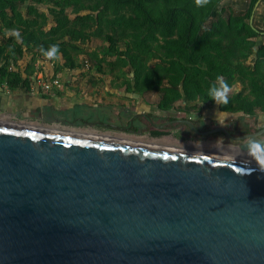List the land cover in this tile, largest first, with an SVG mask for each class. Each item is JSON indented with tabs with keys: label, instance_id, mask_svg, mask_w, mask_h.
<instances>
[{
	"label": "water",
	"instance_id": "1",
	"mask_svg": "<svg viewBox=\"0 0 264 264\" xmlns=\"http://www.w3.org/2000/svg\"><path fill=\"white\" fill-rule=\"evenodd\" d=\"M260 134L228 155L0 120V264H264Z\"/></svg>",
	"mask_w": 264,
	"mask_h": 264
},
{
	"label": "trees",
	"instance_id": "2",
	"mask_svg": "<svg viewBox=\"0 0 264 264\" xmlns=\"http://www.w3.org/2000/svg\"><path fill=\"white\" fill-rule=\"evenodd\" d=\"M224 1L197 7L195 0H0V80L25 84L8 71L15 56L34 60L44 56L41 48L56 44L65 64L71 63V51H83L96 38L105 44L101 53L110 58L105 61L110 74L126 67L130 77L124 84L139 93H160L161 109L182 98L212 101L207 89L221 76L230 89L241 86L227 104L218 105L221 111H264V33L254 65L244 63L250 39L258 36L248 21L262 0H246L242 12L221 6Z\"/></svg>",
	"mask_w": 264,
	"mask_h": 264
},
{
	"label": "crops",
	"instance_id": "3",
	"mask_svg": "<svg viewBox=\"0 0 264 264\" xmlns=\"http://www.w3.org/2000/svg\"><path fill=\"white\" fill-rule=\"evenodd\" d=\"M224 2L221 6L225 5L229 10L242 12L248 8L246 0H225ZM263 17L264 0L256 3L248 21L258 35L249 38L253 46L244 60L245 65L251 67L255 63V53L263 44ZM49 27L47 24L44 29L48 30ZM104 46L103 42L94 38L81 47L83 51H77L75 57L71 56L74 61L66 64L60 53L51 59L38 56L33 60L28 54L22 57L15 56L13 63L8 66V71L16 72L26 82L11 86L6 81L0 80V120L68 129L69 121L72 119L103 121L104 118L111 116L110 113L121 110L120 106L124 105L125 100L128 99L124 89H110L109 68L106 67L105 71L100 65L101 69L98 70L91 63L90 54L103 51ZM98 56L101 54L99 53ZM91 69L95 71L90 72ZM54 77L59 78L60 88L53 89V92L49 93L42 92L38 83L49 81ZM233 86V88L241 89L238 83ZM133 94L138 97L135 93ZM112 106H115L116 110H113Z\"/></svg>",
	"mask_w": 264,
	"mask_h": 264
},
{
	"label": "flooded vegetation",
	"instance_id": "4",
	"mask_svg": "<svg viewBox=\"0 0 264 264\" xmlns=\"http://www.w3.org/2000/svg\"><path fill=\"white\" fill-rule=\"evenodd\" d=\"M235 94H237V92H229L228 96L233 97ZM157 110L164 109L157 107ZM218 112L225 113V120L218 124L215 119H208L205 118V116L201 117L196 115V113L193 114L195 115L194 117H192V113L186 114L182 117H173L168 116L167 113L161 115L156 110H149L148 112L140 111L133 115H131L130 112L127 113V111L119 110L110 113L111 116L104 118L103 121L100 119L93 121H78L77 119H72L69 121V125L72 127L85 125L87 127L86 123L93 124V126L88 127H100L103 131H110L112 134L116 133V135H108L127 140L135 139L119 136V134L140 136L146 134L149 137L148 140H140L145 143H157L156 141H161V139L167 137H171V139L176 141L196 139L207 140L213 138L218 139L221 142L219 146L225 151L223 154L228 155L244 154L239 148V144L244 141V139H240L241 137L261 132L258 137L264 138V123H259L255 120V117L262 115L264 111L242 114L239 112L227 113L218 108ZM233 114L239 115L234 116Z\"/></svg>",
	"mask_w": 264,
	"mask_h": 264
},
{
	"label": "rangeland",
	"instance_id": "5",
	"mask_svg": "<svg viewBox=\"0 0 264 264\" xmlns=\"http://www.w3.org/2000/svg\"><path fill=\"white\" fill-rule=\"evenodd\" d=\"M224 4L226 5L225 2ZM21 11L25 13L26 8L23 7ZM262 24L261 26H263ZM94 43L100 44L97 41H94ZM97 50L100 51L101 49H97ZM71 53L72 55H76L77 51L73 50L71 51ZM99 53L101 54V56H98ZM99 53H97V57H95L94 54H90V58L92 60L91 63L95 67L97 63L99 62L100 65H102L104 70L106 71L107 66H106L105 61H110V58L109 57L104 58V55H102L101 51ZM99 57H100V60L98 61ZM249 62H252V60H249ZM119 68H120L119 69L120 71H113V72L111 71L112 73L109 75L111 79V87L109 86L108 87L110 89H124L125 94H127L128 99H126L124 102V105L120 106L119 108L122 111H127V113L130 112L131 115H133L134 113L136 112L139 113L140 111L148 112L149 110H156L161 115L162 114L164 115L167 113L168 116H173V117H182L189 113H192V117H194L195 115L193 114L196 113V115L201 116V117L205 116V118H208V119L209 118L215 119L217 124L220 122L222 123L225 120V113L218 112V108H217L218 105L215 104L213 101H209V100L205 102L203 101L198 102V101H193V100L190 101V100H186L182 98L179 102L175 104H173V102L171 103V105L168 104L164 110H157V107H158L157 103L161 98V94L158 92H153V91L139 93L138 90L136 89L131 90L128 85L129 83L126 85L124 84L125 81H127L130 77L128 69L126 67H121V66ZM93 71H95V69H91L90 72H93ZM115 74L117 75V77L114 76ZM233 87L234 86H232V89H230L231 93L241 91V89H236L237 87L236 88H233ZM176 90H179V89H176ZM133 93H135V95H138V97H135ZM167 95H168L167 97H170L172 99L173 94L171 92H169ZM129 97L131 98L129 99ZM112 108L113 110H116L115 106H112ZM107 110H109L108 107H107ZM233 115L237 116L239 114H233ZM263 115L264 113H262V115H259L260 117L259 116L255 117V120L259 123H264ZM70 128L71 130H74V131L112 134L110 131H103L100 127L90 128L88 126L86 127L85 125L77 126V127L68 126L69 130ZM112 135H116V133ZM119 136H124L127 138L135 139L133 141H140V140L147 141L149 138L146 134H143L141 136L140 135L119 134ZM156 142L157 143L153 142V144L155 143V144L166 145V146H171L175 148H189V149H194V150H201L204 152H214V151H219L222 149V147L219 146L221 142L218 139H213V138H209L207 140L196 139V140H186V141L177 140L176 141L174 139H171V137H167V138L161 139V141H156Z\"/></svg>",
	"mask_w": 264,
	"mask_h": 264
},
{
	"label": "clouds",
	"instance_id": "6",
	"mask_svg": "<svg viewBox=\"0 0 264 264\" xmlns=\"http://www.w3.org/2000/svg\"><path fill=\"white\" fill-rule=\"evenodd\" d=\"M207 0H195L197 7H204ZM18 35L17 29L11 30ZM40 51L46 58H53L58 54V45L52 44L48 49L41 48ZM230 85L221 76L216 77V82L211 84L207 89V96L217 105L227 104L229 101L228 92ZM248 159L244 161L247 165H253L255 170L264 172V142L249 138L245 146ZM250 170H253L250 168Z\"/></svg>",
	"mask_w": 264,
	"mask_h": 264
},
{
	"label": "built area",
	"instance_id": "7",
	"mask_svg": "<svg viewBox=\"0 0 264 264\" xmlns=\"http://www.w3.org/2000/svg\"><path fill=\"white\" fill-rule=\"evenodd\" d=\"M38 86H39V89L42 90V92L49 93V92H53V89L60 88L61 85H60L59 78L54 77L49 81H40L38 83Z\"/></svg>",
	"mask_w": 264,
	"mask_h": 264
}]
</instances>
